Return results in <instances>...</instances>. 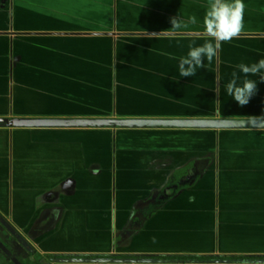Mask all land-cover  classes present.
I'll return each instance as SVG.
<instances>
[{
	"label": "crops",
	"instance_id": "1",
	"mask_svg": "<svg viewBox=\"0 0 264 264\" xmlns=\"http://www.w3.org/2000/svg\"><path fill=\"white\" fill-rule=\"evenodd\" d=\"M209 2L0 0V118L264 119V82L259 75L247 77L257 81V92L246 106H239L225 90L233 71L240 81L245 78L237 68L240 63L264 59V0H243L239 35L223 42L195 76L179 75V58L187 55L189 45L210 39L203 27ZM193 15L196 23H187ZM177 16L186 23L171 29L170 20ZM86 72L110 73L113 101L107 114L71 109V75L80 78ZM73 84L80 87L84 82ZM229 130L264 134V129L0 125V164L7 170L4 180L15 190L8 213L4 205L0 213L40 251L78 256L64 264H264L82 257L255 255V251H229L236 245L224 242L235 241L232 235L242 227L263 228L264 209L259 206L264 195L241 192L246 185L243 180L215 176L210 169L217 159L216 146L212 150L199 143L211 131L218 137ZM119 131L150 142L125 144L122 150L114 146L115 192L104 194L102 136ZM17 155L26 161L21 169L13 163ZM208 157L212 160L206 175L194 186L166 198L150 215L139 211L176 169ZM6 196L10 199V189ZM104 198L108 207L103 205ZM136 217L140 223L133 226ZM112 227L116 232L113 239L107 238L106 250L76 252L49 246L53 235L65 243H86L112 232ZM251 233L259 239L263 234ZM208 235L213 236L212 248H207Z\"/></svg>",
	"mask_w": 264,
	"mask_h": 264
},
{
	"label": "rangeland",
	"instance_id": "2",
	"mask_svg": "<svg viewBox=\"0 0 264 264\" xmlns=\"http://www.w3.org/2000/svg\"><path fill=\"white\" fill-rule=\"evenodd\" d=\"M82 77L78 78L77 74L71 75V109L78 110L82 113H102L107 114L112 106V88L110 73L101 72L94 74L86 72L81 74ZM96 77L98 81H94L91 78ZM81 80L84 85L78 86L73 84L75 81ZM213 131H211L207 137L200 138L199 143L207 145L212 148L214 156H217L216 162H214L210 171L220 179H226L234 182L235 180H243L246 185L243 186L241 192L264 195V134L256 130H229L223 131L218 137H214ZM143 139L133 138V135L126 134L125 131H119L117 134H105L102 136V182L104 194L107 191L111 193L115 192L114 180H115V165L113 159L114 146L116 145L118 150H122L125 144H137V143H149ZM214 159V157H213ZM211 158L196 162L193 165V169L190 171V175L193 176L191 180L201 178L206 175L205 170L208 169V165L211 162ZM215 160V159H214ZM16 161L17 167L22 168L25 166L26 161L23 160L20 155L15 157L13 163ZM7 170L0 164V206L4 205V212L8 213L7 209L14 202L13 194L15 190L10 188V183L5 181V172ZM136 175H143L140 170H133ZM118 175L116 180L118 179ZM135 178V176L133 177ZM153 179V177H152ZM7 189H10V196L8 199L6 196ZM141 191V190H139ZM250 204V202H246ZM260 202H258L259 204ZM104 207L109 206V202L106 198L103 199ZM3 207V206H1ZM264 209V201L259 206ZM139 211L143 214H148L150 210V203L141 207ZM6 220L8 218L5 217ZM22 218H18L20 221ZM140 218L136 217L133 222V226L140 223ZM14 220V218H13ZM12 225L13 223L8 220ZM108 220L103 218V226L108 225ZM14 226V225H13ZM102 226V227H103ZM15 227V226H14ZM77 227V226H76ZM16 228V227H15ZM18 230V228H16ZM253 231H262L261 239L256 237ZM115 229L112 227V232L107 231L97 235V241H86L73 243H65L59 236L53 235L49 239V246L56 247L57 249H65V251L74 250L80 252L84 248H96L106 250L109 248V241L107 238L110 236L113 239ZM14 232L5 231L4 227L0 223V264H64L67 262L65 258L54 259L52 263L43 260V257L48 253L40 251V249L33 245L29 239L23 234L24 238L28 240L36 249L37 253H32V247L28 244L25 245L21 240H17V235ZM101 236V237H100ZM212 237L208 235L207 248H212ZM232 237L235 241L225 244L233 243L236 245L229 251H255L253 254H264V226L263 228L253 227L248 225L246 228L242 227L241 231L238 229L234 232ZM107 245V248L105 247ZM118 246V244H115ZM141 260V259H136Z\"/></svg>",
	"mask_w": 264,
	"mask_h": 264
},
{
	"label": "clouds",
	"instance_id": "3",
	"mask_svg": "<svg viewBox=\"0 0 264 264\" xmlns=\"http://www.w3.org/2000/svg\"><path fill=\"white\" fill-rule=\"evenodd\" d=\"M245 5L243 0H210L203 18V27L207 37L202 45H189L187 55L179 58V75L181 77H193L197 69L205 68V61L211 62L217 55L223 42H229L237 37L243 27V13ZM171 29H177L186 22L180 17H172ZM187 23H196V17H189ZM155 34V33H153ZM214 41V43H213ZM237 68L245 77L240 81L237 71L231 73V79L225 85L227 95L241 107L246 106L252 96L257 92V81L249 79V76L259 75L264 82V59L252 64L240 63ZM238 81H240L238 83Z\"/></svg>",
	"mask_w": 264,
	"mask_h": 264
},
{
	"label": "water",
	"instance_id": "4",
	"mask_svg": "<svg viewBox=\"0 0 264 264\" xmlns=\"http://www.w3.org/2000/svg\"><path fill=\"white\" fill-rule=\"evenodd\" d=\"M0 125L23 127H172L195 129H264V119L226 118H0Z\"/></svg>",
	"mask_w": 264,
	"mask_h": 264
},
{
	"label": "trees",
	"instance_id": "5",
	"mask_svg": "<svg viewBox=\"0 0 264 264\" xmlns=\"http://www.w3.org/2000/svg\"><path fill=\"white\" fill-rule=\"evenodd\" d=\"M193 162H190L186 166L176 169L174 173L169 178L168 183L156 194V196L152 199L150 203V214H152L155 210H157L161 204L164 202L166 198L172 197L175 193H178L183 188H188L194 186L197 182L195 180H191L193 178L190 175V171L193 169ZM0 223L4 227L5 231L7 232H14L17 235V240H21L23 244L30 245L32 247V253H37L34 246L24 238L23 234L17 230L5 217L0 213ZM40 257L41 254L37 253ZM78 257L74 254H60V253H48L43 257V260L49 263H52L54 259H61V258H74ZM87 259H101V258H124V259H169L173 261H180V262H262L264 263V254H210V255H197V254H171V255H151V254H144V255H131V254H90L86 256H82Z\"/></svg>",
	"mask_w": 264,
	"mask_h": 264
}]
</instances>
